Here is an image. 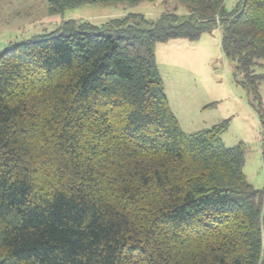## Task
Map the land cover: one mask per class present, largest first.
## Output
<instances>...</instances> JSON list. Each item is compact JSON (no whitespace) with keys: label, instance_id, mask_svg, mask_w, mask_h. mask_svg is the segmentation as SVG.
<instances>
[{"label":"trees","instance_id":"16d2710c","mask_svg":"<svg viewBox=\"0 0 264 264\" xmlns=\"http://www.w3.org/2000/svg\"><path fill=\"white\" fill-rule=\"evenodd\" d=\"M164 3L156 20H68L0 52V264H264L244 145L224 144L228 120L183 131L156 56L219 29L264 129V0Z\"/></svg>","mask_w":264,"mask_h":264},{"label":"rangeland","instance_id":"374dc122","mask_svg":"<svg viewBox=\"0 0 264 264\" xmlns=\"http://www.w3.org/2000/svg\"><path fill=\"white\" fill-rule=\"evenodd\" d=\"M237 1L227 0V8L232 9ZM165 10L164 0H159L135 7L123 3L85 5L53 14L44 0H0V52L36 36L56 32L68 20L101 25L129 14L156 20ZM221 37L217 29L203 34L197 42L170 40L160 44L156 49L158 67L170 108L183 131L195 133L228 120L223 142L227 147L244 145V174L249 184L262 189L264 129L257 103L234 79L233 67L221 50ZM257 71L264 74V70ZM259 93L264 109V82Z\"/></svg>","mask_w":264,"mask_h":264}]
</instances>
